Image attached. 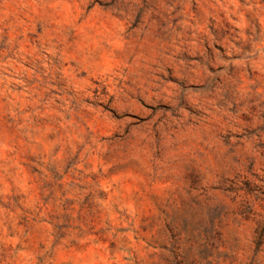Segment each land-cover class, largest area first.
Listing matches in <instances>:
<instances>
[{"label": "rangeland", "instance_id": "1", "mask_svg": "<svg viewBox=\"0 0 264 264\" xmlns=\"http://www.w3.org/2000/svg\"><path fill=\"white\" fill-rule=\"evenodd\" d=\"M0 264H264V0H0Z\"/></svg>", "mask_w": 264, "mask_h": 264}]
</instances>
